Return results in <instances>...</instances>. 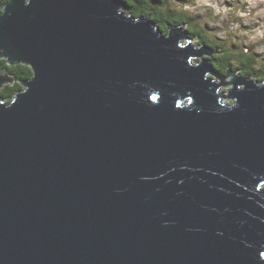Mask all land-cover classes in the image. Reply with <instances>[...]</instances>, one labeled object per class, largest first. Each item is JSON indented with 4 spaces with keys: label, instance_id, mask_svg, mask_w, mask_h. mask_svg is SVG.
<instances>
[{
    "label": "water",
    "instance_id": "95a60500",
    "mask_svg": "<svg viewBox=\"0 0 264 264\" xmlns=\"http://www.w3.org/2000/svg\"><path fill=\"white\" fill-rule=\"evenodd\" d=\"M123 7L0 6V264H264V80Z\"/></svg>",
    "mask_w": 264,
    "mask_h": 264
},
{
    "label": "trees",
    "instance_id": "16d2710c",
    "mask_svg": "<svg viewBox=\"0 0 264 264\" xmlns=\"http://www.w3.org/2000/svg\"><path fill=\"white\" fill-rule=\"evenodd\" d=\"M8 0H0V6ZM124 6V12L133 16L149 15L158 27L167 33L169 25H175L186 29L191 39L195 40L196 46L205 45L210 49H219L220 54H212L209 59L214 69L219 74L226 73L228 67L250 76L256 80H264V58L259 59V55L245 53L238 50L233 43L232 49L228 50L226 45L215 42L204 36L203 28L198 24L197 17L186 11H181L172 7L169 0H120ZM4 71L3 76H12L14 81L2 84L0 87V99L9 102L14 95L22 89V81L30 78L32 70L24 64L8 65L5 58H0V72Z\"/></svg>",
    "mask_w": 264,
    "mask_h": 264
},
{
    "label": "rangeland",
    "instance_id": "374dc122",
    "mask_svg": "<svg viewBox=\"0 0 264 264\" xmlns=\"http://www.w3.org/2000/svg\"><path fill=\"white\" fill-rule=\"evenodd\" d=\"M169 3L196 16L206 38L223 42L228 50L235 43L239 51L252 52L261 60L264 58V0H169ZM190 44H195V40ZM197 60L201 58L193 61ZM235 66L233 63L231 69L235 70ZM225 80H231V76ZM226 88L231 89L232 86L227 85L223 89Z\"/></svg>",
    "mask_w": 264,
    "mask_h": 264
},
{
    "label": "flooded vegetation",
    "instance_id": "af4514ba",
    "mask_svg": "<svg viewBox=\"0 0 264 264\" xmlns=\"http://www.w3.org/2000/svg\"><path fill=\"white\" fill-rule=\"evenodd\" d=\"M218 51H219V52L216 53V54H220V53H221V51H220L219 49H218ZM236 71H238V70H236ZM237 73H238V74H241L240 71H238ZM223 88H225V87H222V91L224 90V92H227L228 89H227V88H226V89H223Z\"/></svg>",
    "mask_w": 264,
    "mask_h": 264
},
{
    "label": "snow or ice",
    "instance_id": "6c2138e0",
    "mask_svg": "<svg viewBox=\"0 0 264 264\" xmlns=\"http://www.w3.org/2000/svg\"><path fill=\"white\" fill-rule=\"evenodd\" d=\"M262 256H264V253H261Z\"/></svg>",
    "mask_w": 264,
    "mask_h": 264
}]
</instances>
